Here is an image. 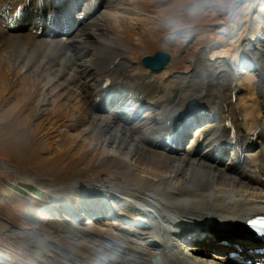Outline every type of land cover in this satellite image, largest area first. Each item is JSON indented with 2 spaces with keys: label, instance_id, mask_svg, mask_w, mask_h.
<instances>
[{
  "label": "rangeland",
  "instance_id": "obj_1",
  "mask_svg": "<svg viewBox=\"0 0 264 264\" xmlns=\"http://www.w3.org/2000/svg\"><path fill=\"white\" fill-rule=\"evenodd\" d=\"M17 1L0 3L12 10ZM25 1L31 7L32 0ZM34 1L44 7L57 0ZM116 3L125 8L123 13H117V18L101 17ZM101 6L58 51L30 41L19 40L18 45L16 33L2 28L7 25L0 19V264H121L123 258H134L127 246L138 247L134 240L142 231L137 226L143 223L137 218L144 205L130 195L149 200L146 194L152 193L160 199L154 200L158 206L167 207L176 193L166 179L176 170V155L170 154L169 147L166 154L140 144L137 129L154 126L164 105L163 114L169 115L190 106L193 97L186 81L195 68L204 71L205 79L195 100L212 106L216 116H201L188 129L186 125L179 147L185 150L201 128L219 123L223 113L216 106L221 103L223 108V101L233 95L230 73L220 84L212 79L222 64L249 89L235 91L232 103L239 108L237 120L245 124L247 137L260 134L244 152L247 169L264 153V76L258 68L264 63V0H234L230 7L219 2L101 0ZM25 33L27 29L17 32ZM102 40L120 45L125 60L133 57L131 63L140 71L136 80L142 85L161 70L150 72L140 58L157 49L171 55L159 90L143 92V101L160 96L159 106L141 103L129 122L122 118L125 109L121 122L110 115L92 114L93 87L98 83L94 73L100 57L109 52L102 50ZM246 44H251V50L244 48ZM164 101L171 102L174 113ZM229 180L223 175L220 182ZM26 186L50 198L34 199ZM257 186L264 195V187ZM145 188L149 192H142ZM149 224L157 229L158 219ZM188 240H181L183 250L200 246ZM224 248L211 249L208 259L223 260ZM221 260L215 262L222 264Z\"/></svg>",
  "mask_w": 264,
  "mask_h": 264
},
{
  "label": "bare ground",
  "instance_id": "obj_2",
  "mask_svg": "<svg viewBox=\"0 0 264 264\" xmlns=\"http://www.w3.org/2000/svg\"><path fill=\"white\" fill-rule=\"evenodd\" d=\"M22 1L15 2L12 10L5 3H0L1 21L3 19L8 28L14 25L12 30L16 31L17 35L14 42L18 44L20 40L30 41L33 44L42 43L56 51L63 50L72 41L74 30L91 16L99 13L100 8H103L101 0H93L96 5L94 12H91V0H57L52 4H43L44 7L41 6L42 4L37 5L36 1L32 0L33 6L25 5L21 11H16ZM77 5L80 6L78 9ZM124 9L116 3L108 10H103L100 15L112 18L116 17L117 13H123ZM82 11L85 12L84 21L79 17ZM53 14L57 17H54ZM32 15L37 16L39 21L33 20ZM48 16L53 17L47 20ZM60 21H66V24L58 30L60 31L58 33L56 27H59ZM24 22H27L26 25L32 26L29 27V32L19 35L17 32H22L23 28L17 27L23 26ZM9 23L11 24L9 25ZM39 26L43 27L40 35L31 33V30L37 29ZM46 33L48 37L45 36ZM51 33L54 34L51 35ZM107 42L102 40L103 44L100 46L104 52H109L105 58L104 56L100 57V66L94 73L98 83L93 87L91 106L94 113L92 114L101 117L110 115L118 122H121L122 118L129 122L130 119L133 120L136 117L137 108L144 102L143 92L147 89L150 92L159 90V84L166 76L165 68L160 69L161 72L158 75L152 74L142 85L136 80L140 71L138 66L131 63L133 57L125 60L126 56H122L124 53L121 52L120 45H106ZM248 47L251 50V44L244 46V48ZM16 54L21 55L20 52H16ZM122 58L123 60H120ZM115 59H118L117 64L110 68L109 66ZM262 64L258 68L261 70V75L264 76V63ZM221 66L222 64L217 68L216 65L218 74L215 79L212 76L216 83L220 84L224 81L223 76L228 72L232 75L231 90L238 88L240 90L242 87V91L244 88L249 91L248 87H244L235 77V73L230 67L226 65V71ZM107 77H114L115 80L108 88H105L104 82ZM147 82H151V84L146 87ZM186 83L192 91L193 99L190 106L178 115H169L165 112L163 114L167 106L161 108L156 113L154 126L138 127L137 131L142 135L141 141L140 138L138 139L140 144H150V147L164 152L168 149V143L173 142L175 138H178V142L184 136V128L194 115H199L200 111L207 110V113H212L211 119H215L216 111L212 106L209 108L205 103L195 100L194 96L205 83L204 71L195 68L192 78ZM233 83L236 84L235 87H233ZM135 89H138V92L133 91ZM128 94L137 97V99H129ZM103 99H106L107 102L102 103ZM159 99H161L160 96H157L151 100L153 106H159ZM223 104V114L217 125L214 124L211 129L207 130L201 128L199 134L190 140L185 150L180 148L177 142L170 149L172 151L170 154L176 155V165H174L176 170L166 178L167 184H171L176 191L171 204L167 207L158 206L154 200L160 199L152 193L146 194L150 197L149 200L130 195L144 205L142 213L137 218L143 224L137 226L142 228V231L137 234V238L134 240L139 248L127 246V248H132L134 258L128 260L123 258L121 264H152L151 259L155 256L159 258L160 264H218L215 261L221 260L220 257L215 258V261L212 258L208 259L210 250L226 247L227 243H233L241 235L243 237L249 235L245 221L254 215H264V195L261 196L257 190L259 188L255 187V185L264 187V153L261 155V159L252 164V170L247 169L244 165L245 150L250 149L256 143V138L260 134L254 133L247 137L245 124L242 120H237L238 106L231 103L230 99L224 100ZM124 109L128 111L121 118ZM101 117L98 120L103 121ZM231 128L235 134L229 137ZM262 148L264 152V145ZM168 152L164 153L169 154ZM128 166L133 167L134 164L130 162ZM223 175L230 177L227 184L220 182ZM29 180L33 182L31 179ZM244 180L247 181L243 183ZM90 184L92 185V183ZM142 192L146 193L149 190L145 188ZM151 197H153L152 200ZM155 218L158 219L157 229L149 224V221L152 222ZM144 220L148 221L144 222ZM188 237H190L188 241L198 243L200 246L192 247L188 251L183 250L180 242ZM222 239L227 240V243L220 244L219 241ZM240 243L242 244V250H239L241 259H237L235 256L227 257L232 252V249L228 248L226 259L222 264H243L246 259H251L252 255L246 258L242 254L250 248H255L256 245Z\"/></svg>",
  "mask_w": 264,
  "mask_h": 264
},
{
  "label": "water",
  "instance_id": "obj_3",
  "mask_svg": "<svg viewBox=\"0 0 264 264\" xmlns=\"http://www.w3.org/2000/svg\"><path fill=\"white\" fill-rule=\"evenodd\" d=\"M169 61V56L163 51L156 50L152 55H145L141 58V63L154 71L162 68ZM156 264L158 263L157 258L153 259Z\"/></svg>",
  "mask_w": 264,
  "mask_h": 264
},
{
  "label": "clouds",
  "instance_id": "obj_4",
  "mask_svg": "<svg viewBox=\"0 0 264 264\" xmlns=\"http://www.w3.org/2000/svg\"><path fill=\"white\" fill-rule=\"evenodd\" d=\"M183 3H187V2H192V3H204V4H208V3H215V2H219L221 4H226L227 6H231V4L234 2V0H182ZM179 5H177L178 7Z\"/></svg>",
  "mask_w": 264,
  "mask_h": 264
},
{
  "label": "trees",
  "instance_id": "obj_5",
  "mask_svg": "<svg viewBox=\"0 0 264 264\" xmlns=\"http://www.w3.org/2000/svg\"><path fill=\"white\" fill-rule=\"evenodd\" d=\"M26 188H28L29 190L31 189V188L28 187V186H27ZM31 191H32V190H31ZM31 194L34 196L35 199L38 198V197H35V196H41V195H42L41 193H38L37 190H35V189H34V191L31 192ZM43 195H44V197L49 198V197L46 196L45 194H43ZM39 199H40V198H39Z\"/></svg>",
  "mask_w": 264,
  "mask_h": 264
}]
</instances>
